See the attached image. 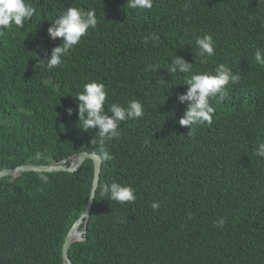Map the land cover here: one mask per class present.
<instances>
[{
  "label": "trees",
  "instance_id": "trees-1",
  "mask_svg": "<svg viewBox=\"0 0 264 264\" xmlns=\"http://www.w3.org/2000/svg\"><path fill=\"white\" fill-rule=\"evenodd\" d=\"M30 2L35 15L0 36V170L99 154L91 142L98 129L79 128L73 97L89 80L105 84L106 110L133 99L144 105V116L121 122L108 142L112 158L101 157L87 231L69 248L73 264H264V158L255 155L264 142V66L254 58L264 51V0H153L151 10L129 9L127 0ZM70 6L95 10L97 27L48 70L40 59L61 38L49 39L47 28ZM151 34L160 39L145 44ZM204 34L217 47L202 64L195 40ZM175 54L194 72L225 63L239 75L223 102L211 101V125L178 123L187 102L177 94L191 74L167 72ZM92 179L89 159L73 173L1 177L0 264H65V236ZM113 180L134 186L136 201L102 197ZM220 217L223 229L214 224Z\"/></svg>",
  "mask_w": 264,
  "mask_h": 264
},
{
  "label": "clouds",
  "instance_id": "clouds-1",
  "mask_svg": "<svg viewBox=\"0 0 264 264\" xmlns=\"http://www.w3.org/2000/svg\"><path fill=\"white\" fill-rule=\"evenodd\" d=\"M126 3L129 9L151 10L153 7V0H127ZM35 13L36 9L30 0H0V36H3L5 30L10 29L13 25L17 28H23L25 21L30 20ZM97 24L98 19L95 10H85L75 6L67 7L51 21L47 28L49 39L61 38V43L52 47L50 53L40 59L43 66L48 70L62 66L64 58L74 50V46L81 42L82 37L88 33L90 28L95 29ZM159 39V36L151 34L145 38L144 43L155 42ZM195 45L199 50L200 63L202 64L207 63V57L215 54L217 47L211 34L197 37ZM245 47L241 46L240 48ZM254 58L259 65L264 66V51L257 49ZM193 67V62H188L182 56L175 54V58L171 60L167 69V72L171 74L177 72L191 74L183 83L187 85L186 91L177 94V101L180 104L187 102L184 114L178 123L190 130H194L197 125H204L205 123L211 125L215 113L211 101L216 99L223 102L229 95L227 86L230 83H239L240 80L239 75L234 73L232 68L225 63H220L213 70L204 72H194ZM158 69H160L158 64L149 65L151 72H156ZM166 82L167 80L159 75V83L165 85ZM107 96L108 91L103 82L89 80L83 84L82 91L73 97L77 100L79 128L84 131H89L92 128L98 129L95 139L92 138L91 142L98 147L99 155L102 158L110 160L112 157L107 148L108 142L120 137L119 125L121 122L137 120L144 116V105L139 100L133 99L127 104L112 103L106 110ZM66 111L71 115L73 109L68 107ZM255 155L264 158V142L258 144ZM78 169L70 172H76ZM39 179L46 182L48 177L40 175ZM136 192L134 186L113 180L110 184L103 186L101 195L123 204L126 202L134 203L137 199ZM150 206L155 211L159 209L160 203L153 201ZM187 218L192 219V214L188 213ZM225 223L226 220L223 217L214 222L215 227L221 229ZM82 225L84 226L82 229L79 228L81 233L78 241L83 239L88 222L86 225L83 222Z\"/></svg>",
  "mask_w": 264,
  "mask_h": 264
},
{
  "label": "water",
  "instance_id": "water-1",
  "mask_svg": "<svg viewBox=\"0 0 264 264\" xmlns=\"http://www.w3.org/2000/svg\"><path fill=\"white\" fill-rule=\"evenodd\" d=\"M87 159L93 163V179L90 194L87 200L85 209L82 211L80 216L73 222L72 226L68 230L62 247V256L65 264H73L69 257V248L71 244L80 239L79 230L81 224L84 222L86 225L91 213L93 201L96 195V190L99 185L101 162L102 158L99 154L89 152L87 150H79L75 153L68 155L60 163L54 164H21L14 168H3L0 170V178L5 176L16 177L18 174L27 171H39V172H52V171H74L79 168Z\"/></svg>",
  "mask_w": 264,
  "mask_h": 264
}]
</instances>
